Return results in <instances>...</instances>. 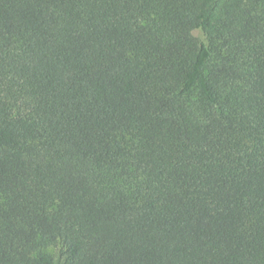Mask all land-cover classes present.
I'll return each instance as SVG.
<instances>
[{"label":"trees","instance_id":"obj_1","mask_svg":"<svg viewBox=\"0 0 264 264\" xmlns=\"http://www.w3.org/2000/svg\"><path fill=\"white\" fill-rule=\"evenodd\" d=\"M0 264H264V0H0Z\"/></svg>","mask_w":264,"mask_h":264}]
</instances>
